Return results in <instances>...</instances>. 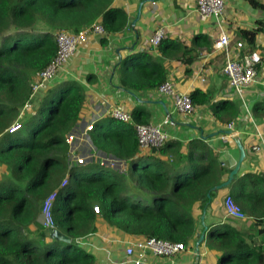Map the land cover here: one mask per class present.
<instances>
[{
	"label": "trees",
	"instance_id": "trees-1",
	"mask_svg": "<svg viewBox=\"0 0 264 264\" xmlns=\"http://www.w3.org/2000/svg\"><path fill=\"white\" fill-rule=\"evenodd\" d=\"M248 1L257 6L254 0ZM94 24L102 26L101 43L106 44L108 36L127 27L128 17L113 6V0H0V264H97L77 241L94 234L98 222L130 237H153L187 246L203 232L200 217L216 196L213 188L222 184L225 171L202 140L186 146L168 141L139 155L134 125H148L149 114L138 108L131 112V123L104 117L90 132L97 151L129 162L131 189L126 188V175L99 164L69 169L67 152L63 154L68 147L66 135L76 127L86 104L85 88L76 80L54 84L30 117L36 122L8 133L14 122L31 112L24 107L30 102L37 76L56 56V34H76ZM259 32L260 28L240 32L250 50ZM206 40L204 35H196L191 46H209ZM167 46L185 45L164 39L157 49L163 54ZM143 58L145 54L140 52L119 64L117 73L125 90H157L166 82L165 70L159 65L133 66ZM90 79L94 77L87 81ZM190 99L194 107L209 104L214 117L227 125L238 116L231 101L210 104L209 93L195 90ZM263 107L255 104L253 112ZM25 129H29L27 139L17 143ZM58 170L60 176L51 184L52 174ZM64 170L69 177L61 186ZM263 184L264 177L255 175L231 183L230 195L245 214L254 215L253 202L264 201ZM235 185L238 188H232ZM59 186L62 188L56 190ZM54 191L50 210L54 229L69 237L70 243L56 240L37 224L44 201ZM207 227L205 245L220 253L216 264H264V232L259 231L263 240L258 245L229 224Z\"/></svg>",
	"mask_w": 264,
	"mask_h": 264
},
{
	"label": "crops",
	"instance_id": "crops-1",
	"mask_svg": "<svg viewBox=\"0 0 264 264\" xmlns=\"http://www.w3.org/2000/svg\"><path fill=\"white\" fill-rule=\"evenodd\" d=\"M254 1L257 6L250 4L248 0H225L222 23L218 25L214 19L203 21L199 18L195 11L196 0H113V6L126 13L127 27L120 33L108 36L106 44L101 43L100 37L91 35L48 90L54 84L66 80H76L84 86L86 104L77 124L89 120L105 104L121 106L130 113L134 109H141L149 114L146 118L148 124L156 125L168 119L171 124L164 129L169 135V141H177L186 146L190 141L202 140L211 148L225 171L221 177L222 183L227 181L239 159V150L234 140L224 142L221 139L228 131H232L245 152L234 179L246 175L264 177V107L253 112L255 104L264 105V0ZM159 28L165 30L164 39L180 42L185 46L176 49L167 46L163 54L157 47L147 46L145 40ZM257 28H260V32L251 47L261 56L257 79L254 85L238 94L228 86L227 79L222 74L224 53L215 51L213 43L220 31H224L230 38V51L234 57L242 49H250L240 32ZM200 34L207 37L209 46H191L193 38ZM240 42L243 48L237 47ZM140 52L145 54V58L133 63V66L138 69L140 65L146 68L153 64L159 65L165 70L166 81L171 82L178 92L190 95L193 91L200 90L209 93L212 97L210 104L219 101L233 102L238 108V116L230 121L233 130L214 117L209 104L194 107L193 113L183 115L175 112L170 97L162 96L157 90L133 92L122 88L117 73L119 64L126 57ZM89 76L94 79L88 82ZM46 92L37 95L33 103L30 101L31 114L37 113L40 100ZM159 102H163L166 110ZM254 147L258 149H253ZM147 153H139L138 150L139 155ZM68 173L67 170L60 177L62 182L68 179ZM231 183L227 188L216 190V196L206 210V225L229 224L259 245L263 240V234L259 231L264 232V201L253 202L254 215L246 213L247 220L230 218L224 211L223 199L230 194ZM132 186L131 179L127 178L126 188L130 189ZM60 188L62 187L59 186L56 190ZM258 222L261 225L258 226ZM96 229L94 234L79 239L78 246L92 254L97 264H130L124 260V249L128 242L136 238L113 231L101 222L96 224ZM197 238L198 233L187 244L186 251L173 258H156L147 254L143 264H216L220 253L206 247V234L203 242L196 248Z\"/></svg>",
	"mask_w": 264,
	"mask_h": 264
},
{
	"label": "built area",
	"instance_id": "built-area-1",
	"mask_svg": "<svg viewBox=\"0 0 264 264\" xmlns=\"http://www.w3.org/2000/svg\"><path fill=\"white\" fill-rule=\"evenodd\" d=\"M225 0H196L195 11L203 21L214 19L218 25H221L224 15ZM91 35L101 37L104 30L100 24L86 28L76 34L61 31L56 34L57 53L54 60L37 76L32 84V93L30 101L37 95L48 90L51 83L58 78L59 74L65 69L68 62L75 56L78 49L88 41ZM165 38V30L157 29L145 40L147 46L156 48ZM238 48H243L240 42ZM215 51L224 53V65L222 74L227 79L228 86L238 94L242 90L255 84L257 79V67L261 63V56L256 50L242 49L236 56L231 55L230 38L227 33L220 31L217 39L213 43ZM157 92L162 96L170 97L175 112L179 114H191L194 111L190 95L178 92L174 85L166 81ZM31 103H27L24 110L30 111ZM104 117L112 118L122 123H131V113L121 106L103 105L100 111L94 114L89 120L76 125L66 135V144L68 145V168L83 166L88 163L99 164L109 168L118 174L125 175L128 169V161L122 160L111 155L97 151L92 144L90 132L94 130L96 122ZM168 119L160 124L134 125V132L137 138L139 153L157 150L169 141V135L164 127L170 125ZM231 123L228 125L232 129ZM22 129L19 121L14 122L8 129V133L14 134ZM222 141L227 142L231 139L230 135L223 136ZM253 149H258L254 147ZM67 184V179L63 180L61 186ZM56 198V192H53L46 198L42 208V224L44 230L54 229L53 220L50 214L53 202ZM223 208L227 216L232 219L243 221L248 216L242 208L234 201L232 196L226 195L223 199ZM95 213L99 212L97 206L93 208ZM186 246L183 243L169 242L156 238H136L128 242L124 249L125 261L130 264H143L147 254L156 258H173L178 254L185 252Z\"/></svg>",
	"mask_w": 264,
	"mask_h": 264
},
{
	"label": "water",
	"instance_id": "water-1",
	"mask_svg": "<svg viewBox=\"0 0 264 264\" xmlns=\"http://www.w3.org/2000/svg\"><path fill=\"white\" fill-rule=\"evenodd\" d=\"M159 103H160V105H162L165 108L163 102H159ZM165 110H166V108H165ZM227 135H230L231 139H233L235 144L237 145L238 150H239V159H238V162L235 165V167L230 171L227 181H225L224 183L220 184L219 186L213 188V191L227 188L230 185V183L234 179V176L238 173V171L240 169V165H241V163H242V161L244 160V157H245L244 148H243L242 144L240 143V141L238 140V138L235 137L234 132L228 131ZM205 218H206V211H204L202 216L200 217V224H201V227L203 229V232L198 233V239H197L196 244H195L196 248H198V246L203 242V240L205 238V233H206V231L208 229V227L206 225V222H205ZM48 231H49V234L54 236V238L56 240H58V241H61V242H64V243H70V241H71V239L69 237L61 234L60 232H58L55 229H51V230H48Z\"/></svg>",
	"mask_w": 264,
	"mask_h": 264
},
{
	"label": "rangeland",
	"instance_id": "rangeland-1",
	"mask_svg": "<svg viewBox=\"0 0 264 264\" xmlns=\"http://www.w3.org/2000/svg\"><path fill=\"white\" fill-rule=\"evenodd\" d=\"M44 96H45V95H44ZM34 99H35V97L32 99V101H31L32 103H33V100H34ZM31 115H32L31 112H30V113L28 112V115H26L25 117H23L22 119L19 120V123L22 125V128L25 126V124H32V123H35V122H36V120H34V121L31 120V118H30ZM40 116H41V115H40ZM40 116H39V117H40ZM41 117H42V116H41ZM41 117H40V118H41ZM41 119H42V118H41ZM21 130H22V129H21ZM28 132H29V129H28V130L25 129V131L21 132V134H22L21 139H20V141H18L17 143H23V142L27 139V137H28V135H29ZM1 145H2V144H1ZM7 145H8V144L6 143L5 146H7ZM2 147H3V145H2ZM67 149H68V147L66 146V150L64 149L63 154H64L65 152H68ZM129 170H130V166H129V169H128V173H126V176H125L126 180H127V178H129V172H130ZM60 172H62V171H60ZM64 172H66V170H64ZM64 172H63V173H64ZM0 175H2V174H0ZM61 175H62V174H61ZM59 176H60V174H59V170H58L57 172L54 171L53 174H52V179H51L52 182H51V184L54 183V181H55L57 178H59ZM0 178H2V176H0ZM51 184H50V185H51ZM52 186H53V185H52ZM52 186H50V187H52ZM130 189H131V188H130ZM93 202H94V201H93ZM93 202H92V203H93ZM94 204H96V202H94L93 205H94ZM37 224L40 225V226H42V229H43L42 217H41V216H40L39 219L37 220ZM33 227H34V226H33ZM34 228H35V227H34ZM43 231H44V230H43Z\"/></svg>",
	"mask_w": 264,
	"mask_h": 264
}]
</instances>
